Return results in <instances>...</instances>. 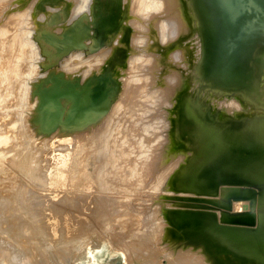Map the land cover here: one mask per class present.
Returning <instances> with one entry per match:
<instances>
[{
	"label": "bare ground",
	"instance_id": "bare-ground-1",
	"mask_svg": "<svg viewBox=\"0 0 264 264\" xmlns=\"http://www.w3.org/2000/svg\"><path fill=\"white\" fill-rule=\"evenodd\" d=\"M67 1L69 4L67 3ZM75 1L74 3H76ZM80 1H82L81 6L85 5V10L81 11L82 8H80L79 13L77 11L76 12L74 11L75 13H77L75 14L73 13V8H74L73 0H72V4H71V0H5V1L0 0V20H3L2 23L0 24L1 33L4 31L6 32V30H11L12 28L14 29L15 26L17 30H20L18 29L19 26L16 20L17 16L19 21L25 20L26 22L24 23V25H26V28L24 27L26 29L25 31L24 29H22L23 27H20L23 30L20 34H23L24 37L20 35L19 37L22 40L24 38V40L27 42V48H25L24 54H27L26 52L29 51V55H30L29 59L30 62L32 61L31 62L32 66L28 65L29 68L28 66H26L27 69H29V72L27 74V77H26L27 72H25L24 73L25 77L21 78V79L26 78V80L24 79L25 80V82L23 81L24 84L23 82L22 84H19L22 86L24 85L23 87H21L22 89H19L18 87L20 91L22 90L19 95L14 94V92L15 93L17 92L16 89L13 90L11 88L10 90L9 89L7 90L9 91V94L13 90V93L11 94L12 95L14 94V97L15 95L20 96L22 94L21 99L19 98L21 100V103H19V99H17L18 97L16 98L21 107L16 105L17 101H14L16 100L14 98L12 104L15 102L14 104L15 106L14 105L13 106L14 107L17 106L16 108L17 109L19 108L22 111L25 109V107L27 109L26 111H23L24 113L23 112L21 113L20 116L21 121L19 120V122H22V124H20L22 125V127H18V129L23 128L22 130L25 133L23 134V136L26 135L28 137L27 142H29L30 144L38 142L37 144L41 143L42 145L45 146L47 145L46 146L47 149H44L43 147V150L46 152H44L45 157L42 158H49L51 162L49 161L48 164L49 166L46 164L44 165L48 166L46 168L49 171H51V169L53 168L56 169V171L53 172L55 176H51V178H49L51 175L49 174V176L47 175L48 176L47 179L54 180L56 178L55 180L57 182H59L60 180L62 181V172H61L62 167L63 165L66 166L68 164V161H66V159H68L69 156L67 152L63 151L64 152L63 153L55 149V147L59 146V144L61 143L64 146V144L66 143L69 145V143L76 141L78 148H80L82 150L81 152L83 153H85L92 146L94 151L91 154V156L93 157L95 156L97 157L98 151H103L101 153L109 152L106 150L109 149L107 147H109V144L111 143H109L108 134L106 136L105 131H104L105 136L103 137L104 138L106 137V140L109 143V144H105L107 145V147L103 144L104 142L105 143L107 142L104 141L102 137L101 138L104 141L103 143L102 141H100L101 139L99 138H96L98 139V142L95 138L91 139V135L93 134L94 130H96L98 127H101V124L103 125L104 122L108 120V118L111 119L110 118V116H112L111 114L115 113L116 110H118V106L119 107L122 106L123 109H125L126 114L133 112L132 114L128 115L129 118L133 116L134 117L133 120H136L138 117L141 118V116L142 118H145L143 115L145 116L147 115L148 117L147 119L150 123L153 120H155L156 124L161 125L157 121L162 122V120L165 119L164 115L168 117L167 109L171 107V105H173L172 104L173 95L180 94L182 95L181 99L177 101V104L175 106L177 107V112H179V114H183L186 110H188L189 114L194 118V128L192 124L190 122L189 123L191 124L195 132L193 133L192 131L190 135H192L193 137L192 140H194V144L192 145V148H194V152L197 156H199V159L196 158L195 155V157L193 156L191 161H200L202 163L201 166H204L202 170L203 174L200 178H198L199 176L197 172L190 174L191 179L189 180V186L191 187L192 195H198L201 192L213 193L217 189L219 184L222 182L223 183L232 182V183L241 184L242 186L248 185L254 188L253 190H251L252 193L250 192V189L241 188L235 190L231 188L227 196L228 198L218 202L220 204L218 208L224 211L223 218L224 221L226 222L229 221V222H237V223H242V222L249 223L253 221L251 216H249L250 212L248 213L247 216L244 215L247 213H243V209L245 208V206L248 205V203L247 205L244 206L242 211H240L241 206L244 205L245 202L243 204L241 203L242 200L240 202L233 200L232 198L234 195H237L238 193L250 194L249 196L251 197V199H253V197L255 196L259 197L260 206L262 207L260 210L263 213L260 220V224L262 227L258 233L250 236L251 237L250 241L257 249V252L260 253L261 250L260 248L263 249L264 246V163H263L264 162V158H263L264 131L258 124H256V122H250L248 121L247 118L239 119L234 116L230 117L229 115H227L219 125H216L214 123L215 119H213L209 115L207 116L206 114L202 113L203 108H201L200 106L202 100L199 99L201 98L199 90L193 89L194 95L193 93L190 92L188 93V90L190 86L193 85L194 74H196L200 78L201 77L204 78V80L205 79L209 80L211 83V87L216 90L230 88V90L232 91L234 89L236 90L240 89L239 91L241 93V98H242L241 102H243L244 104L250 103L253 105L255 102L257 105H262V103L259 102V100L254 98V93L258 89L257 84H258V77L260 74L261 61H259L255 57L257 54L254 55L253 52L255 49L258 48L259 43L263 40L262 37H264V0H80ZM55 6H62L65 7V9L59 12ZM78 6L80 7L79 4ZM78 6L77 8L79 9ZM10 13H15L14 18H10L14 20L8 19V14ZM73 14L76 16L71 17ZM128 15H129V19L128 17L124 18L125 16ZM21 22H19V24H21ZM191 23L194 24V27L196 26L198 27V31H200L198 37L200 40L197 39L196 37L195 39L193 38L192 40L184 41L186 40V37L190 32L194 33ZM13 31L17 32L15 30ZM13 31L12 33H14ZM17 33H19V31ZM12 36H13V40L14 38L16 39V37H14L15 35ZM8 39H7V43L10 41V40L8 41ZM10 39L12 41L11 36ZM19 39L17 38V40ZM86 39L89 41H86ZM17 42L18 41L15 40V42L12 43L13 49L11 47L12 50L11 49L8 50L11 52L13 51V53L6 51V49H8L11 45L8 44L9 46L8 48H6L5 46H7V43H5L4 46L5 49L2 50L5 51L4 55L6 54V57L7 55H9L8 53H10V55L15 54L14 56L21 54V51L19 50L20 48H23V45L22 47H20L19 44L21 42L20 43ZM1 55H0V59L4 57V56L1 57ZM27 55H24L25 56L24 58H27L28 57ZM178 57L180 58L178 59ZM12 58L13 57L11 56V59ZM21 58H23V56ZM21 58L18 61H13L15 59L14 57V59L10 61L17 62L18 64L17 63L16 64L19 65L20 64L19 61H21ZM24 58L23 60H25ZM193 58L194 61L197 62V63L195 62L197 64L196 71L195 69L191 70L190 72L191 77L189 78L188 76L184 78V74L186 72L185 71L181 72L180 71L181 69L178 68L181 66V62L189 61L190 59ZM2 59L6 60L5 57ZM17 59H19V57ZM78 60L82 62V63L79 62L80 65L78 64L76 65L75 63ZM8 61L6 60V63ZM6 63L4 61V63L0 65H4ZM10 63H7V65H10ZM21 63L23 65V62ZM13 64L14 63H11V65ZM20 65H19V69L21 67L22 70L24 69L25 71L27 70L26 68L23 69L22 65L21 66ZM172 65L173 67H171ZM8 67L9 66H6L7 69ZM15 67L10 66V68L13 69ZM3 68L2 70H4L6 73L7 70ZM22 70L19 72H23ZM16 71H14L15 74H17ZM12 73L13 72H11V74ZM149 73L150 75L147 76V74ZM21 74L16 76H18L19 78ZM77 77H81L82 79ZM15 78L17 77H14L12 78L13 80L12 79L10 80L14 81ZM15 80H17L18 83L20 82L18 79ZM7 81L8 80L4 82L6 83ZM5 83H4V87L6 88L7 86L5 85ZM15 83L17 84V82ZM82 83H84L86 86ZM14 84L13 87L15 86ZM4 87H2L3 88L2 91H5ZM78 87L79 89H77ZM195 91H198V93ZM6 93L8 94V92ZM6 93L2 92V94H6ZM9 94L8 96H12L11 94L10 95ZM8 99L10 100L9 104H8ZM11 99L10 97L9 98L7 97V104H8V105L6 104L7 107L11 105V101H12ZM247 99L249 101H247ZM4 100H6V98ZM213 104H215V106L219 105V107H227V110L229 108L237 109V110L241 109L239 107L240 105L238 101L235 99L233 100L231 99L229 102L222 101L221 103H218L217 101L214 100ZM123 105H125L126 107L124 108ZM4 106L3 109H5ZM3 109H1L0 111L1 114L3 113L2 112ZM7 109L6 112H8ZM10 109H12V107L11 108L9 107V113L14 112L15 110L12 109L13 111H10ZM16 110H15V115H17ZM169 110L171 111V109ZM228 111L229 114H231L230 110ZM228 111H226L227 112L226 114H228ZM6 112L3 114L7 116ZM123 112L119 114H123ZM1 114L0 116H3V114L2 115ZM124 114L123 116L126 119ZM9 115H13V114H9ZM108 115L110 116L108 117ZM123 116H120L121 119ZM7 118H10V116H7L6 118L4 117V119ZM16 119H18V117ZM130 119L132 121V118ZM8 120L9 119H7V122ZM122 121H118V123ZM138 121H134V125H132V123L130 125H132L134 128H140V125L137 123ZM186 121L188 122V120ZM109 122L112 121L109 120ZM107 123L105 124L103 129H105ZM124 123L122 122L121 124L124 125ZM3 126L5 128H8L7 130L11 128L10 125L4 123ZM108 126L109 125H107V127ZM120 127L117 128V130L120 129ZM127 127L129 126L127 125ZM180 128L181 127L178 124V131L180 130ZM131 129L133 128L131 127ZM22 130L20 131L21 134L23 133ZM135 130L140 131L141 129H135ZM122 131L119 132L117 131L121 135L111 134V137H109L111 138L110 141H112V143L114 144V147L112 148L113 149L112 153H114V155L116 154V151L119 150V148L121 147L120 145L126 142L128 138L125 137V134H123L124 132ZM129 131L131 130L129 129ZM157 131L159 132V130ZM98 132H94V133L97 134ZM111 132L112 130L110 131V133ZM131 132H130L131 135L128 133L130 136H132L133 133ZM100 133L101 135L102 134L104 135V133L100 131L98 134L99 136ZM11 135H12L11 139L14 141V142L11 141V144L13 143L12 148H15L16 145L14 144H16V140L18 139L20 134L17 135L11 134ZM194 136L196 137V139ZM25 137H23L22 139L26 141L27 137L26 138ZM9 138L10 137L8 136L0 137V143L2 142L6 143V140ZM19 139L22 140L20 137ZM133 139H136V137L131 138V141ZM128 140L127 142H129L128 144L129 146L131 141ZM145 140L146 137L144 138V140L141 141L142 143L141 147H145L143 146ZM22 141L21 143L20 142L19 143L22 144L23 143ZM94 141L96 142L95 147H94L95 145ZM146 141L150 142L148 139ZM27 142L25 143L27 144ZM148 142L145 143L147 144L146 145L147 149L145 148L147 150L146 157H144L145 154L143 156L144 150L143 152H141L140 150L141 148L139 149L141 154H139L140 153L139 152L138 156L136 155L140 159L136 158L135 156L134 158L136 159L132 157L135 160V163L133 162L131 164V165L134 164L132 170H136L140 174L139 175L140 180H142L141 177L146 178V175L149 173L150 170L153 169V167L154 169L163 168L161 167L162 165L161 161H166V158L164 159L163 155L162 156L159 155L163 153L162 152L163 146L161 147L162 151L161 150L157 151L153 148L152 145L148 146L150 144ZM166 142H168V140L166 141L165 139L164 143ZM19 143L17 142L18 147H19L18 145ZM29 143L27 145L24 144V146L29 147L30 146ZM98 143H102V144H98ZM41 144L40 146L39 145L38 146L41 147ZM34 145H31V147L32 146L36 147V149L33 148V150L34 149L37 150L38 146L36 145L34 146ZM134 146H138V143L137 145L134 144L133 147ZM190 146L191 144H189V147ZM18 147H16V150L22 149ZM233 147H236L238 151L234 153L231 149ZM148 148L149 150L151 148L152 149L149 151ZM128 149L131 150L132 148H128ZM122 155L120 157H122ZM112 157L114 156L112 155ZM13 158L11 159L13 160ZM42 158L41 160L43 161ZM126 158L128 157L126 156ZM4 159L5 158H2L0 161H5L6 159L5 160ZM119 160L120 159H118V161ZM125 160L123 161L124 163H122L121 161L122 164L119 163L120 161L117 162L113 160L115 166L117 165L116 167L113 166L116 169L114 168L113 171L114 176L112 177H115V179H117L116 178L117 176H115L116 174L115 171L119 173L121 171L119 170V168L127 169V167L129 166L130 160L127 164L125 163ZM6 161L8 162V160ZM6 163L2 162V165ZM46 163H48V161ZM95 166L97 165L95 164ZM104 168L106 167L102 166L98 168L99 176L101 177V179H99L97 185L95 184V186H97L99 189L102 190V191L99 190L101 193H103L104 191L103 190L104 184L107 185V187L108 185H111L105 182L107 181L105 178L107 177L106 175L111 173L113 169L112 168L111 171L109 172L110 167L106 168L109 169L108 170L109 173L107 172L106 174L105 173L106 169ZM42 171L41 172L39 171L42 174L41 176H43L44 174ZM118 173L116 175H119ZM133 173L130 174H132L133 176ZM166 175L165 174H161L159 176L157 175L158 178L157 179L155 178L156 180L155 184L158 185V187L160 186L161 182H163L164 179L167 178ZM119 176L121 177V175ZM120 177L117 179L119 183L120 181L124 182L122 180L123 176L121 177V180H119ZM126 177H129V175L124 177L125 180ZM69 179L71 180V178ZM104 179L105 181L103 182ZM109 179H113V181L116 182L114 178H109ZM72 183L74 184V182ZM70 184L71 183H69V186ZM74 185L72 187H75ZM136 186L138 187V185ZM109 188L110 186L107 189ZM46 190L50 191V189L49 190L46 189ZM46 190L44 189V191ZM247 198L248 197H246V199ZM105 200L106 199H104V201ZM191 200L192 202H184L177 200L175 201V203L183 202V204L189 203L192 205L212 206L211 205L212 202L209 201L202 202L199 201V198L197 199L193 198ZM87 203L85 204L87 205ZM91 203L90 206L91 207L92 205L94 206V204L91 205ZM106 203H104V205H106ZM95 207L98 208L99 205ZM247 208L249 207L247 206ZM86 209L89 208H87L86 206ZM217 213L219 212L217 211ZM156 214L158 216V211L156 212ZM182 216L185 217L184 215ZM49 218L50 216L47 218V221L49 220ZM75 218H77V216ZM56 219L57 218L54 219V216L52 214L50 222L55 221ZM68 219L71 220L72 216L71 218H67L65 220L67 221ZM201 219L202 218H200V220ZM78 220H80V218ZM146 220L149 219L146 218ZM157 220L158 221L157 222L155 221L154 224L152 225L148 223L147 228H144L145 230H141V233L137 235L138 237L141 236L139 237L140 242L138 240V242L135 241V243H133L134 241L130 239L126 243L122 244V247L121 246L118 247L121 250H125L123 247L128 249L125 252H127L129 256V262H134V264H209L206 260V257L204 256L205 254L203 255L200 252V250H195V249L192 250L191 248L188 249V252L183 249L170 250L167 247V245L165 247L163 245V247L161 248V245L163 244L164 241L171 240L174 237L172 236L171 233L172 231L171 225H169L168 230L166 229L162 230L161 227L162 221L160 222L158 218ZM66 221L65 224L67 223ZM143 222L144 224H147L148 221H143ZM70 223L69 224L71 226L73 222L71 221ZM172 223L173 226L175 225L179 226L178 217H175ZM44 225H47V223ZM53 225H55V222L53 223ZM68 225L66 227H68ZM203 226L204 228L208 227V225H204V224ZM50 227L53 226L51 225ZM50 227L49 228L47 227L48 230L49 229L53 230ZM151 227H153V229H151ZM214 227L215 225L212 224L211 230ZM42 230L38 232L42 234L44 232V231L42 232ZM45 231L47 232L46 227H45ZM26 236L27 235H25V238ZM23 237L24 235L22 236V238ZM52 240L49 239V241ZM136 242L139 244H137ZM209 244H211V242H209ZM135 247H137L136 250L138 251L134 253L133 250ZM246 253L247 252L244 248L240 249L238 252V254H240L241 256L249 258V256L246 255ZM109 259L111 260L110 264H115L114 260L121 259V257H116V258L109 257ZM120 263L125 264V260L124 262L120 261Z\"/></svg>",
	"mask_w": 264,
	"mask_h": 264
},
{
	"label": "rangeland",
	"instance_id": "rangeland-1",
	"mask_svg": "<svg viewBox=\"0 0 264 264\" xmlns=\"http://www.w3.org/2000/svg\"><path fill=\"white\" fill-rule=\"evenodd\" d=\"M74 1L75 0H73V5H74L73 13H75L76 11L79 13L80 8H82L81 11L85 10V5L81 6L82 1L79 0V2H78V0H77V1H75L76 3H74ZM67 3H68V1H67ZM44 4H45V2H44ZM71 4H72V0H71ZM78 4L80 5V7L78 6ZM83 4H84V2H83ZM76 5L79 7V9L77 8ZM55 7L59 12L65 9V7H62V6H55ZM75 14H77V13H75ZM18 15H20V14H18ZM14 16H15V13H10V14H8V19L14 20V19H10V18H14ZM75 16L76 15L73 14L71 17H75ZM126 17H128V19H129V15L125 16L124 18H126ZM16 20H17V22H18L17 24L19 26V27L18 26L17 27L20 30H17L16 26L13 23L12 24L15 27H14V29L13 28L12 29L17 31V32L19 31V33L14 32L12 29L11 30L14 33H12L11 30H6V32L4 31L2 33L0 31V45H1L0 49L1 50L5 49V47L8 48V46L11 45L8 49H6V51L13 53V51L11 52L8 50L11 49V47L13 49L12 43H14L15 40L18 41L17 43L21 42L20 43L21 45L19 44L20 47H22V45H23V48H20V50H19V51H21V54L16 55L17 57L14 56L15 54L10 55V53H8L10 56L7 55V57H6V54L4 55L5 51L2 50L3 51V54H2V51L0 50L1 51L0 53L2 54V55L0 54L1 57L4 56L7 61L9 60L7 63L11 62V63L15 64V65L14 64L11 65V63H10V65H7L6 60L2 59L4 57H2L0 59V62H1L0 64L4 63V61L6 63L4 65H0L1 66L0 67L1 68L0 69V88H1L0 93L1 94H2V92H4V93L8 92V94H9V91L7 89L10 90L11 88L13 90L16 89L17 92L20 91L19 89H22L21 87H23L24 85L22 86L19 84H22L23 81L25 82L26 78H24L25 80L21 79V78L25 77V74H24L25 72H27L26 73V77H27L29 69H27L26 66L31 65V62H32V61L30 62V59H29L30 58L29 51L26 52L28 55L24 54V50H25V48H27V42L24 40V38L22 40L19 37V35L24 37V35L20 34V33L23 31L22 29H24V31L26 30L25 29L26 25H24V23H26V22H25V20L19 21L18 16H17ZM2 21L3 20H0V24L2 23ZM19 22H21V24H19ZM21 25H23V26H21ZM191 25L193 27L194 33L190 32L187 35L186 40H184V41H189V40H192L193 38L195 39L196 37H197V39H199L198 36H199L200 31H198V27L197 26L194 27L193 23H191ZM20 27H23V28L21 29ZM12 35H15L14 37H16V39L14 38V40H13ZM10 36H11L13 42L11 41ZM17 38L21 39V40L19 39L20 42H19V40H17ZM262 38H263V40L259 43L258 48L255 49L253 52L254 55L257 54L255 57L259 61H261V66H260L261 68L259 67L260 68V74L258 77V84H257L258 89L254 93V98L259 100V102H261L262 105H257L255 102L253 105L250 103L244 104L243 102H241L242 98H241V93L239 91L240 89H237V90L234 89L232 91L230 90V88L216 90V89L211 87V83L209 80H206V79L204 80V78H202V77L200 78L199 76L194 74V83H193V85L190 86L188 93L190 92V93H193V95H194L193 89L199 90L200 97H201L199 99L202 100V102L200 103L201 108H203L202 113L206 114L207 116L209 115L210 117L215 119L214 123L216 125H219L223 121V119L227 115H229L230 117L234 116V117L239 118V119L240 118H247L248 121H250V122H256V124H258L262 128V130L264 131V62H263L264 61V37H262ZM7 39H8V41L10 40L11 42L9 41L7 43ZM86 41H89V40L86 39ZM4 42L7 43V46H5ZM3 43H4V45H3ZM26 50H29V49H26ZM23 54L27 55L28 57L24 58L25 56ZM21 55L23 56V58L26 61L23 60V58H21L22 57ZM11 56L13 57L12 59H14V57H15V59L13 61H18L21 58V61H19L20 64L22 65L21 62H23V65H22L23 69L26 68L28 71L27 70L25 71V69L22 70L21 67L19 69L20 64L17 65L18 64L17 62L10 61V60H12ZM18 57H19V59H17ZM179 58L180 57H178V59ZM79 62H81V61L78 60L77 62H75L76 65L77 64L80 65ZM195 62L196 61H194V58L190 59L189 61L181 62V66L178 69H181L180 70L181 72H184V71L186 72L184 74V78L188 77V76H189V78L191 77V74H190L191 70L195 69V71H196V67H197L196 63L197 62L196 63ZM5 65L9 66L8 69L6 68ZM24 65H25V67H24ZM193 65H194V68H193ZM10 66L11 67L16 66L15 67L16 69L10 68ZM171 67H173V65ZM2 68L6 69L8 71V72L6 71L7 74L5 73L4 70H2ZM28 68H29V66H28ZM17 69H19V70H17ZM21 70L23 72H19ZM14 71H16L17 74H15ZM11 72H13V73L11 74ZM19 74H21V75L18 78V76H16V75H19ZM5 75H6V77H5ZM148 75H150V73L147 74V76ZM14 77H17L15 79H18L21 83L20 82L18 83V81L15 79H14V81L17 82V84L14 81H12L13 80L12 78H14ZM5 78H7V79H5ZM77 78H81V77H77ZM10 79H12V80H10ZM6 80H8V81L5 83L4 81H6ZM8 82H9V85H8ZM24 82H23V84H24ZM4 83L7 86L6 88L4 87ZM10 83H12V84H10ZM13 84L17 87L14 86L15 87L14 88ZM82 84H84V83H82ZM2 87H4L5 91H2L3 90ZM18 87H19V89H18ZM77 89H79V87ZM13 90H12V92L11 91L10 92L13 93ZM21 91L19 93L14 92V94L19 95L21 93ZM195 92L198 93V91H195ZM1 94H0V111H1V109H3V106L5 105L4 106L5 109H3L2 112L5 113L6 109L8 108L7 109L8 112H6V114H7V116H10V118H7V119H9V120L11 119V120L10 121L8 120V122H7V119H4V117L6 118L7 116L3 113L2 114L4 117L0 116V137H6V136L10 137L9 139L6 140V143H4V142L0 143V160L2 158H5L6 160H8V162H7L4 159L7 163L5 161H0V165H1L0 166V207H1L0 208V264H110L111 260L109 259V257H112V258L121 257V259L114 260L115 264H121L120 261L124 262V260H125V264H134V262H129V256H128L127 252H125L128 249L123 247L125 250H121L118 247H120V246L122 247V244L126 243L130 239H132L134 241L133 243H135V241L138 242V240L140 242L139 237H141V236L138 237L137 235L139 233H141V230H145L144 228H147L148 223H150V225H152V224H154L155 221L157 222L158 221L157 218L159 219L160 222L162 221L161 222L162 223V225H161L162 230H164V229L168 230L169 225H171L172 231H173V232L171 231V233H172V236L174 237L171 240L164 241L163 244L161 245V248L163 247V245H164V247L167 245V247L170 250L183 249L187 252H188L189 248H191L192 250L193 249L200 250V252L203 255L205 254L204 256L206 257V260L209 264H264V255H262V253H264V247H263V249L260 248L261 249L260 253H258L257 249L254 247V250L252 252V254H254V255H253V257H251L248 260H242V258H240L236 253L240 248H245L247 246L248 242L251 240L250 236L258 233L262 227L260 224V220H261L263 213L260 210L262 207L260 206L259 197L255 196V197H253V199H251V197L249 196L250 194L238 193L237 194L238 196L234 195L232 198L233 200L240 201V202L242 200L241 203H243V204L245 202V204L242 205L243 207L241 206L240 211H242L244 206L247 205V203H248L247 206L249 208H247V206H245V208L243 209V213H247V214H244L245 216H247L249 212L251 213V214L249 213V216H251L253 221L249 222V223H244V222L237 223V222H229V221L226 222V221H224V218H223L224 211L221 210L220 208H218L220 206V204L218 202L228 198L227 196H228L231 188L235 189V190L241 189V188L250 189L251 193H252L251 190H253L254 188H252L251 186H248V185L242 186L241 184H237V183H232V182L231 183H227V182L223 183L222 182L219 184V186L217 187V189L213 193H202L201 192L198 195H192V193H191L192 190H191V187L189 186V180L191 179L190 174L197 172V174L199 176L198 178H200L203 174L202 170H203L204 166H201L202 163L200 161H191L193 156L195 157V155H196L194 152V148H192V145L194 144V140H192L193 137H192V135H190L192 131H193V133L195 132L193 129L194 128V118H193V116H191L189 114L188 110H186L183 114H179V112H177V107H175V106L177 104V101L181 99L182 95H180V94H176V95L174 94L173 95V98H172V104L173 105H171V107H169L167 109L168 117H166V115H164L165 119L162 120L163 123L161 121L156 120L161 125L156 124L155 120H153L150 123L147 119L148 118L147 115L146 116L143 115L145 118H142V116H141V118L138 117L137 118L138 120L142 119L139 121L137 119L133 120L134 117L132 116V117H130V118H132V121H131V119L129 118L128 115L132 114L133 112L126 114L125 109H123V107L121 105H120L121 107L118 106L119 111L116 110V112H115L116 114L115 113L111 114L113 117L108 115V117L110 116V118H111V119L108 118V120L106 119L108 121V123H107V121H105L107 123V125L110 126V124H111L112 128H111V126L107 127V125H106L105 129H103L105 124H106L104 122L103 125L101 124V127H98L96 129L97 131L94 130V132H98V130L100 128L99 132L101 131L104 133V131H105L106 136L108 134L109 143H111V144H109L107 142L106 137L105 138L103 137V136H105V133H104V135L103 134L101 135V133H100V136L98 135L99 132L97 134L93 132L94 135L91 133L92 134L91 139L99 138V139H101L100 141H102V143L104 141L107 142V143L104 142L103 143L104 145L109 144V147H107V145H105L107 148L110 149V150L109 149L106 150V151H109V152H107L109 155L106 152L101 153L103 151H98V154H97V157L99 156L98 158L96 156L95 157L91 156V154L94 151L92 146L85 153H83V152H81L82 150L80 148H78L76 141L69 143V145L67 143L64 144V146L62 143H61L62 145L61 144H59V146L56 145L57 146V147H55L56 150H59L60 152L65 151V152H67V154L69 156L68 159H66V161H68V164L66 166L63 165V167H62V171H61L62 172V181L60 179H58L60 181L57 182L55 180L56 178L54 180L47 179L49 174H51L49 178H51V176H55V174L53 172L56 171L55 168H53V169H51V171H49L46 167L49 166L48 164H49L50 159L49 158H42V157H45L44 152H46L43 150V147H44V149H47L46 148L47 145L45 146V145H42L40 143L41 147H39L40 144H37L38 142L30 144L29 142H27L28 137L26 135L25 136L27 137V140L25 141L24 139H22L23 137H25V136H23V134H25L22 130L23 128L18 129V127H22V125H20V124H22V122H19V120L21 121V117H20L21 113L23 111H26L27 109H26V107L23 111L19 108L17 109L16 108L17 106L14 107L15 102L13 104H12V102H13V98L16 99L18 97L17 99H19V98L21 99L22 94L20 96L15 95V97H14V94L13 95L11 94L12 96H8L7 93H6L7 96H6V94H2L3 96L5 95L4 97ZM7 97L8 98L10 97V99L12 98L11 99L12 100L11 101L12 106L9 105L7 107V105L10 102V100L8 99V104H7ZM5 98H6V100H4ZM17 99L14 101H17L16 105L21 107L19 104V103H21V100L19 99V103H18ZM231 99L237 100L239 105H240L239 107L241 108L238 110L229 108L228 110H230L231 114H229L227 107H219V105L215 106V104H213L214 100L217 101L218 103H221L222 101H228L229 102ZM2 100H4V101H2ZM5 101H6V103H5ZM247 101H249V100L247 99ZM123 106H124V108L126 107L125 105H123ZM9 107L10 108L12 107L13 110L16 108L17 110L16 109L15 110L17 111V115H15V110H14V112L9 113ZM206 107H208V108H206ZM12 109H10V111H13ZM169 109H171V111ZM204 109L206 110V112ZM121 110H123L124 112ZM144 110H146V109H144ZM130 111H133V110H130ZM226 111H228V114H226L227 113ZM121 112H123V114L125 113L124 115H125L126 119L124 118L123 114H119ZM8 113L13 114V115H9ZM187 113H188V115H187ZM120 116H123L122 119ZM17 117H18V119H16ZM109 120H111L112 122L113 121H116V122H113V124H112V122H109ZM181 120H182V122H181ZM186 120H188V122ZM118 121H122L123 123L125 122L126 124L124 123V125H123V124H121L122 122H119L120 123L119 124ZM134 121H138L137 123L140 125V128H134L132 126V125H134ZM189 122L192 124L193 128ZM3 123L10 125L11 130L10 129L7 130L8 128H5L3 126ZM116 123H118V124H116ZM131 123H132V125H130ZM178 124L181 127L179 131H178ZM127 125L129 127H127ZM155 125H157V126H155ZM130 126L133 129H131ZM119 127H120V129L117 130V128H119ZM106 128H108L109 131ZM110 128L112 130L111 133H110V131H111ZM128 128L133 133L131 131H129ZM113 129H114V131H113ZM135 129H141V130L138 131ZM18 130H19V132H18ZM21 130L23 132L22 134L20 132ZM157 130H159V132ZM117 131L118 132L119 131L124 132L123 134H125V137H128L127 138V140L129 139L128 141H131V138H135V137L137 140L133 139L130 142L129 146H128L129 142H127V140H126V142H124L126 144V146L124 143H122V145H120L121 147L119 148V150L116 151V154L117 153L118 154L114 155V153H112L113 152L112 148L114 147V144L112 143V141H110L111 138H109V137H111V134H120ZM126 131H128V132H126ZM130 132L132 133V136H130L131 135ZM134 132H135V134H134ZM109 133H110V135H109ZM11 134H16V135L20 134L19 137L23 141L20 140L19 137L17 136L18 139L17 138H16L17 140L15 139L16 144H14V145H16V147H18L17 142L21 143V141H22L23 142L22 144H20V143L18 144L19 147L21 145H23L20 147L22 149L16 150L15 146H14L15 148H12L13 143L11 144V141H13V140L11 139L12 138ZM160 134H161V137H160ZM96 136H98V137H96ZM144 136L146 137V140L148 139L150 142L145 140L144 145H143L145 147H141V144H142L141 141L144 140V138H145ZM157 136H158V139H157ZM101 137L103 138L104 141L102 140ZM165 139H166V141L168 140V142L164 143ZM195 139H196V137H195ZM96 140L98 142V139H96ZM25 142H27V144L29 143L30 146L29 147L24 146V144H26ZM146 142L150 143L148 146L152 145L153 148L157 151H160L163 148L162 149L163 151L161 150L163 153L161 152L162 154H159V155L160 156L163 155L164 159L166 158V161H161L162 162L161 167H163V168H161V169L155 168L154 169V167H153V169L150 170L149 173L146 175V178L141 177L142 180H140V176H139L140 174L136 170H132L134 164L133 165H131V164L133 162L135 163L134 159H136V158L140 159L139 157H137L138 153L140 152L139 151L140 148H141L140 149L141 152H143V150H144L143 156H144V154H145L144 157L147 156V152H146L147 151L146 150L147 144H145ZM94 143H95V145H94V147H95L96 142L94 141ZM102 143H98V144H102ZM133 143L135 145H137V143H138V146H134L135 147L134 148ZM155 143H156V145H155ZM34 144L36 146L39 145L37 147L38 148L37 150H35L36 147H33V146L31 147V145H34ZM112 144H113V146H112ZM189 144H191L190 147H189ZM123 146L125 149L123 148ZM156 147H158V148H156ZM27 148L30 150H28ZM33 148H35L34 149L35 151L33 150ZM128 148H132L131 149L132 151ZM136 148H138V149H136ZM23 149H25V150H23ZM126 149H128V150H126ZM231 149L234 153L238 151V149L236 147H233ZM39 150L42 151L43 153L40 152ZM148 150H149V148H148ZM17 151L18 152L20 151L19 154ZM149 151H148V153H149ZM130 152H131V154H130ZM141 152L139 154H141ZM112 155L115 158L112 157ZM121 155H122V157H120ZM126 156L129 159L126 158ZM134 156L136 158H134ZM11 158H13V160ZM41 158L43 159V161L41 160ZM116 158L120 159L119 160L120 162ZM196 158L199 159V156L196 155ZM125 159L128 161H126ZM146 159H148V158H146ZM113 160L119 162L120 164L124 163L123 162L124 160H125V163L127 164L130 160L129 166L127 165L128 166L127 169H120L119 167H117V168H119V170H121L120 171L121 173L120 172L118 173L117 171H115L116 174L118 173L119 175H121V177L123 176L122 180L124 182L120 181V183H119V181L117 180L120 177L119 175L115 174V176H117L116 177L117 179H115V177H112V176H114V172H113L114 168L117 166V165L115 166ZM9 161H11V162H9ZM45 161L46 162L48 161V163H46ZM121 161H122V163H121ZM2 162L8 164L9 166L6 164L2 165ZM100 162L102 163V166H105L106 168L110 167L109 168L110 170L104 168V169H106L105 170L106 174H107L108 170L110 172L111 169L113 168L111 171L112 174L108 172L110 174V175L108 174L110 177L108 175H106L107 177L105 179L107 181H105V179L103 180V182L105 181V182L111 184V185H108V187L110 186L111 189L110 188L107 189L108 188L107 185L104 184V186H103L104 188L100 187V188H103V190H104L103 193H101L99 191L101 189H99L97 186H95V184L97 185V182L99 181V179H101V177L99 176V171H98V168L102 167ZM44 164H46L48 166H46ZM95 164L97 166H95ZM106 164H107V166H106ZM111 165H112V168H111ZM113 166H115V167H113ZM130 167H132V168H130ZM39 171L40 172L42 171L44 173L43 176L44 175L45 176L44 177L41 176L42 174ZM124 171H125V173H124ZM130 173H133V176ZM161 174H165V175L167 174L166 175L167 178L164 179L165 182L164 181L161 182V184H160L161 187L160 186L158 187V185L155 184L156 183L155 178L157 179L158 176ZM128 175L130 178L126 177V180H125L124 177L128 176ZM135 176H137V177H135ZM68 177L71 178L72 181ZM121 177L119 180H121ZM107 178L108 179L114 178L116 180V182H114L113 179H109V181H108ZM133 178H136V179L139 178V179L136 180ZM72 182H74L75 185ZM69 183L73 184L75 187H72L73 185H71V184L69 186ZM112 183H114V184H112ZM38 184H40V185H38ZM136 185H138V187ZM44 189L45 190L50 189V191H47V190L44 191ZM99 193L103 196H101ZM183 194H184V197H183ZM219 195H220V197H219ZM102 197H103V199H102ZM217 197H218V199H217ZM246 197H248V198L246 199ZM181 198H184L186 201L184 199H181ZM193 198L194 199L199 198V201H202V202H207V201L212 202L211 203L212 206L192 205L189 203L183 204V202L175 203V201H177V200L184 201V202H192L191 199H193ZM104 199H106V200L104 201ZM250 199H251V201H250ZM90 200L93 203H91ZM106 201H107V203H106ZM89 202L91 203V205L94 204V206L92 205V207H91ZM95 202H97V203H95ZM213 202H214V204H213ZM85 203H87V205ZM104 203H106L107 206L104 205ZM88 204H89V206H88ZM3 205H4V207H3ZM82 205H83V207H82ZM98 205H99L98 208L95 207ZM86 206L89 209H86ZM91 208H92V210H91ZM70 210L74 211L75 213L70 211ZM157 211H158V216L156 214ZM217 211L219 213H217ZM76 212H77V215H76ZM103 212H104V214H103ZM70 213H71V215H70ZM78 213H80V214H78ZM50 214L51 215L53 214L54 219L57 218L56 219L57 221L55 220V221L50 222V220H51ZM74 214H75V216H74ZM69 215H70V217H69ZM182 215H184L185 217H183ZM49 216H50V218L47 221V218ZM71 216H72V219L71 220L68 219L70 221L65 220L67 218H71ZM76 216H77V218H75ZM78 217L80 218V220H78L79 219ZM175 217H178V220H179L178 225L179 226H177V225L173 226L172 221L174 220ZM73 218H75V219H73ZM146 218L149 220H146ZM200 218H202V219L200 220ZM143 219H145V220H143ZM203 219H205V220H203ZM64 220L67 223L68 222L70 223L72 221L74 225L72 224L70 226L71 223L70 224L68 223L69 225L67 223L65 224ZM141 220H142V222L143 221H148V222H147V224H144V222L142 224ZM52 222L53 223L55 222V225H53ZM56 222H57V225H56ZM46 223H47V225H44ZM17 224H19V225H17ZM50 224L53 227H50L51 226ZM203 224L208 225V227L204 228ZM212 224H214L215 227L211 230ZM67 225H68V227H66ZM16 227H18V228H16ZM45 227H46L47 232L45 231ZM47 227L48 228L50 227L53 230H51V229L48 230ZM153 227H151V229H153ZM20 228H21V230H20ZM42 229H44V230H42ZM41 230H42V232L44 231L43 232L44 234L39 233ZM243 230H245V231H243ZM160 231H161V229H160ZM16 232H18V233H16ZM208 232H209V234H208ZM205 233H207V234H205ZM21 235L22 236L24 235V237L22 238ZM25 235H27L26 238H25ZM44 235L47 237L48 240L46 239V237ZM48 236H49V238H48ZM42 237L43 238L45 237L44 240ZM53 237H54V239H53ZM134 237H135V239H134ZM17 239H19V240H17ZM49 239L50 240L53 239V240L49 241ZM208 241L211 242V244H209ZM137 244H139V243H137ZM223 244L224 245L229 244L230 249L227 247L228 245L224 246ZM190 245H192V246H190ZM136 249H137V247L134 248V250H133L134 253L138 251ZM203 249H204V252H203ZM189 253H190V251H189ZM243 258H247V257H243Z\"/></svg>",
	"mask_w": 264,
	"mask_h": 264
},
{
	"label": "water",
	"instance_id": "water-1",
	"mask_svg": "<svg viewBox=\"0 0 264 264\" xmlns=\"http://www.w3.org/2000/svg\"><path fill=\"white\" fill-rule=\"evenodd\" d=\"M224 245V244H223ZM228 245L227 247L230 249V246L229 244H225L224 246ZM264 247V246H263ZM240 249H243V248H240ZM239 249V250H240ZM246 250V255L249 256V258H243V256H241L240 254H238L239 250L236 252L237 255L242 258V260H248L250 259L251 257H253L254 254H252L253 250H254V245L252 244L251 241L248 242L247 246L244 248ZM262 255H264V253H262Z\"/></svg>",
	"mask_w": 264,
	"mask_h": 264
}]
</instances>
